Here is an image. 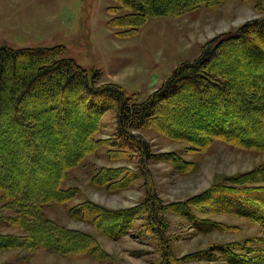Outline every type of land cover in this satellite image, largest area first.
<instances>
[{"label":"rangeland","instance_id":"rangeland-1","mask_svg":"<svg viewBox=\"0 0 264 264\" xmlns=\"http://www.w3.org/2000/svg\"><path fill=\"white\" fill-rule=\"evenodd\" d=\"M128 13L114 0H0V48L61 46L64 51L60 58L75 60L90 75L100 72L96 84H117L129 95H134L137 103H143L180 65L199 58L211 40L236 32L250 20L263 18L264 0H225L217 6L202 5L181 16L148 19L138 28L113 25L114 19ZM237 52L219 53L210 65L233 80L229 104L213 109V113L207 107L197 111L191 99H198L189 88L190 92L183 91L176 98L162 102L149 127L136 131L148 143L153 155L146 165L135 151L103 147L72 171L66 186L78 188L80 196L69 207L84 201H92L111 211H129L141 206L125 236L112 239L87 222L70 218L69 207L55 206L47 211L49 218L69 229L92 235L102 249L98 254L103 255L78 256L45 249L33 251L21 246L10 251L0 248V264H225L215 251L218 246L235 243L242 246L247 241L264 237V230L255 221L234 214L200 213L195 206V198L204 196L207 199L203 197L199 204L204 208L214 207L218 203L208 199L212 186L264 164V152L245 151L219 140L207 142L209 138H198L196 143V138L210 134L213 126L216 131L220 127L229 129L231 122L238 121L247 124L239 136L264 140V117L257 129L249 121L245 122L247 119L242 117L235 103L242 96L239 83L244 78L238 73V67L229 69L228 64ZM82 108L86 109V115L94 118L84 104ZM82 108L68 114L65 123L64 134H78V138L75 141L61 138L59 147L45 145L48 156L66 155L83 146L87 130L76 128L86 121ZM99 127L94 139L112 142L118 132L115 112H105L100 117ZM51 135L52 132L44 134L38 142L48 141ZM15 140L12 136L0 141V159L2 155H15L18 151L12 145ZM24 153H27L26 148ZM7 161L6 166L12 164L9 158ZM18 161L21 171L23 160L19 158ZM1 164L4 165L3 160ZM144 167L149 170L151 179L142 176ZM103 169H117L126 177L111 187L94 185L91 177ZM36 182L39 187L44 186L39 180ZM151 193L165 208L160 213L167 225L165 240L162 232L155 231L148 221L150 216L143 203ZM188 214L213 230L199 231L192 226L195 223ZM5 216L8 213L0 203V245L5 243L3 237L21 234L2 219ZM219 225L216 230L215 226ZM253 243L249 248L259 246ZM259 248L261 252L253 251V254L263 257L264 247ZM249 251L251 249L239 254L249 258Z\"/></svg>","mask_w":264,"mask_h":264},{"label":"trees","instance_id":"trees-1","mask_svg":"<svg viewBox=\"0 0 264 264\" xmlns=\"http://www.w3.org/2000/svg\"><path fill=\"white\" fill-rule=\"evenodd\" d=\"M114 1L118 2L123 11L129 13L114 19L113 25L138 28L151 18L177 17L202 5H220L225 0ZM231 47L235 49L232 50ZM62 51L64 48L61 46L0 48V135L6 134L0 137V141L13 136V140H16L12 145L18 150L15 155H2L0 159V203L2 209L8 213V216L1 218L21 232L18 236L2 238L5 243L0 248L4 250L10 251L22 246L21 248L33 251L45 249L53 253L102 256L103 254H98L102 253V249L92 235L69 229L52 220L47 211L55 206L68 208L79 198L78 188L66 186L68 178L87 157L103 147L135 151L140 154L145 165L148 160H152L150 146L136 131L149 127L155 110L162 102L176 98L183 91L192 88L189 92L198 99V102L191 99L197 111L207 107L213 113V109L229 104L234 90L233 80L210 66L219 53L229 55L232 51H238V54L232 56L234 60L231 64H228L229 69L238 67V73L244 78L239 83L242 96L235 103L238 104L242 117L247 119L245 122L249 121L257 129L261 127L260 120L264 117V17L250 20L236 32L224 33L211 40L199 58L180 65L162 87L143 103H137L134 95H129L117 84H96V77L100 72L90 75L75 60L60 58ZM83 104L94 118L86 115ZM81 108L85 113L82 117L86 121L79 123L81 127L76 128L87 130L83 146L66 155L48 156L47 145L59 147L61 138L71 141L78 138V134L64 132L67 115ZM108 111L116 114V138L112 142L96 141L94 135L99 131L100 117ZM246 125L241 121L231 122L229 129L220 127L217 131L213 126L212 132L203 136L204 138L197 137L196 143L198 138H209L207 142L219 140L245 151L264 152V140L256 141L254 138L239 136L240 132L246 130ZM50 132L53 137L49 136L43 145L38 142L39 137L42 138ZM54 157L57 160L54 161ZM8 158L12 164L6 166ZM19 158L23 160V166H20L22 172L18 167ZM2 160L4 165L1 164ZM17 170L19 175H16ZM116 170H100L91 177V181L94 185L103 187L123 182L126 176ZM141 173L143 177L151 179L150 172L145 167ZM37 180L44 183V186L39 187ZM208 193V199L218 204L204 208L199 203L206 197L198 196L195 198V206L200 213L234 214L255 221L264 230V164L251 172L228 179L226 183L212 186ZM143 204L148 217L150 216L148 221L152 228L162 232L164 238L167 225L160 213L165 208L153 193ZM140 207L129 211H111L92 201H84L69 207L67 214L74 220L87 222L112 239H120L129 232V226L137 218ZM188 216L195 223L192 226L199 231L213 230H208V225L197 220L194 215ZM107 223L112 226H107ZM220 226H215V229ZM252 243L264 247V237L247 241L242 246L236 243L220 245L215 251L221 255L225 264L264 263V256L253 254V251L261 252V248H249ZM247 249H251L249 258L241 256Z\"/></svg>","mask_w":264,"mask_h":264}]
</instances>
